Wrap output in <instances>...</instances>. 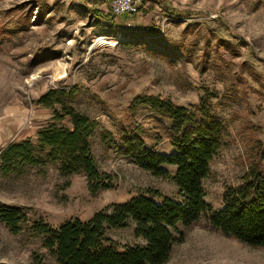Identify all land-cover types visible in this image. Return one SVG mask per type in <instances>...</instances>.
Wrapping results in <instances>:
<instances>
[{
    "label": "rangeland",
    "instance_id": "rangeland-1",
    "mask_svg": "<svg viewBox=\"0 0 264 264\" xmlns=\"http://www.w3.org/2000/svg\"><path fill=\"white\" fill-rule=\"evenodd\" d=\"M93 1L0 0V149L32 137L51 117L36 99L67 87L71 105L110 134L112 150L106 152L98 136L93 152L113 186L92 196L85 177H63L57 164L47 163L15 175L0 172V206L22 209L29 225L42 218L56 227L110 211L144 190L175 196L171 181L141 170L114 144L121 127L134 124L147 148L172 152L165 138L153 140L162 132L148 119L149 108L128 107L136 97L158 96L190 108L200 88L219 101L216 115L233 129L234 139L214 159L205 182V200L218 208L224 184L235 186L244 173L245 143L237 132L258 126L255 134L264 143V0H154L115 23L95 19ZM96 1L98 9L110 8L109 0ZM176 43L182 49L172 48ZM179 230L182 241L165 264H264V249L202 223ZM108 235L120 244L137 241L131 226ZM0 263L58 264L40 237L13 234L1 220Z\"/></svg>",
    "mask_w": 264,
    "mask_h": 264
},
{
    "label": "trees",
    "instance_id": "trees-1",
    "mask_svg": "<svg viewBox=\"0 0 264 264\" xmlns=\"http://www.w3.org/2000/svg\"><path fill=\"white\" fill-rule=\"evenodd\" d=\"M155 2L149 0L129 14L137 15ZM98 3L93 1L90 14L97 20L115 23L110 8L105 12L95 7ZM172 48L180 50L182 46L176 43ZM198 91V101L190 108L158 96L136 97L128 107L131 112L141 106L149 108L148 119L162 132L153 140H159L157 144L165 138L172 152L147 148L134 124L121 127L114 144L141 170L171 181L177 190L175 196L144 190L112 204L110 211L94 212L86 220L68 218L56 227L42 218L29 225L28 215L11 206H0V220L13 234L25 231L40 237L58 264H165L174 245L182 241L179 227L189 229L198 223L249 247L264 249V143L256 136L259 127L255 125V132L251 129L245 135H235L245 143L244 173L235 186L224 184L221 203L213 208L205 200V182L214 159L225 143L234 139L233 129L217 117L220 103L214 95L200 88ZM72 97L67 87H55L36 99L35 104L50 110L51 117L32 137L12 141L0 149L2 174H20L50 163L57 164L63 177H85L92 196L112 188V176L99 168L93 152L98 136L104 150H112L110 134L95 119L74 108ZM128 226L133 229L135 244H120L108 235L109 229Z\"/></svg>",
    "mask_w": 264,
    "mask_h": 264
},
{
    "label": "built area",
    "instance_id": "built-area-1",
    "mask_svg": "<svg viewBox=\"0 0 264 264\" xmlns=\"http://www.w3.org/2000/svg\"><path fill=\"white\" fill-rule=\"evenodd\" d=\"M149 0H109L111 13L119 18L125 14L135 12L138 8L147 4Z\"/></svg>",
    "mask_w": 264,
    "mask_h": 264
},
{
    "label": "bare ground",
    "instance_id": "bare-ground-1",
    "mask_svg": "<svg viewBox=\"0 0 264 264\" xmlns=\"http://www.w3.org/2000/svg\"><path fill=\"white\" fill-rule=\"evenodd\" d=\"M32 79H33V77H32ZM29 83H30V82H29ZM204 247H205V246H204ZM213 250H214V249H213ZM226 251H227V250H226ZM230 252H231V251H230ZM232 252H233V251H232ZM235 253H236V252H235ZM220 255H221V254H220ZM239 256H240V255H239ZM233 257H234V256H233ZM249 258H250V257H249ZM249 258H248V259H249ZM236 259H237V258H236ZM246 259H247V258H246ZM250 259H251V258H250ZM251 260H252V259H251ZM257 260H258V259H257ZM233 261H234V260H233ZM244 262H245V261H244ZM244 262H243V263H244ZM255 262H256V261H255ZM245 263H246V262H245ZM231 264H232V263H231ZM234 264H235V263H234ZM255 264H256V263H255Z\"/></svg>",
    "mask_w": 264,
    "mask_h": 264
},
{
    "label": "crops",
    "instance_id": "crops-1",
    "mask_svg": "<svg viewBox=\"0 0 264 264\" xmlns=\"http://www.w3.org/2000/svg\"><path fill=\"white\" fill-rule=\"evenodd\" d=\"M9 143H10V142L6 143V145L9 144ZM4 145H5V144H4ZM6 145H5V146H6ZM5 146H1V147L3 148V147H5Z\"/></svg>",
    "mask_w": 264,
    "mask_h": 264
}]
</instances>
